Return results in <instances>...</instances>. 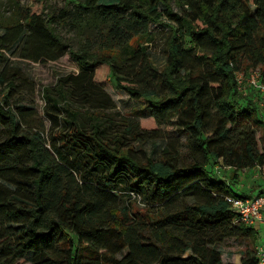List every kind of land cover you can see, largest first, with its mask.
Segmentation results:
<instances>
[{
    "label": "trees",
    "instance_id": "16d2710c",
    "mask_svg": "<svg viewBox=\"0 0 264 264\" xmlns=\"http://www.w3.org/2000/svg\"><path fill=\"white\" fill-rule=\"evenodd\" d=\"M162 19L173 27L158 68L144 43ZM0 29V59L13 49L78 65L43 87L41 117L12 104L20 67L0 70V264H224V237L256 241L233 223L212 166H264L261 109L235 80L264 76V0H67L56 14L14 4ZM110 81L138 104L132 115L110 113ZM171 122L184 139L158 157L130 142ZM241 264H257L255 252Z\"/></svg>",
    "mask_w": 264,
    "mask_h": 264
},
{
    "label": "rangeland",
    "instance_id": "374dc122",
    "mask_svg": "<svg viewBox=\"0 0 264 264\" xmlns=\"http://www.w3.org/2000/svg\"><path fill=\"white\" fill-rule=\"evenodd\" d=\"M66 2L67 0H37V2H34V0H0V22L7 23L10 21L14 4H19L22 9L32 7L38 12L44 11L49 14H56L57 11L66 4ZM172 27L173 24L166 19H162L161 22L149 24V30L153 33L154 38L151 42L144 44L148 46V52L150 54L152 63L158 68H161L166 61L168 47L167 41L170 29ZM1 32L2 30L0 29V33ZM61 33L65 36L69 35V33L64 30H61ZM5 65L19 66L22 75L25 76L27 80L26 83L21 85V92L18 93L17 97L12 102L14 108H17L19 105L34 108L40 117L42 113V107L44 105L43 87L54 86L58 76L69 72L78 71V65L68 54L61 56L54 62L36 63L20 59L13 49L7 51L4 57L0 59V70ZM258 68L261 72L263 71V67ZM104 90L110 96L112 102L115 105V108L110 109L109 111L116 119L119 120L120 117L132 115L134 107H136L138 104L133 101L127 93L118 90L112 81H110ZM246 90L252 92V96L250 95V97H252L255 101V104L258 105V100L255 93L248 88H246ZM4 94L5 91H2L0 86V96ZM85 120L84 124L87 126L88 122ZM44 124L45 128L47 129L48 121L45 119ZM161 128L162 134L160 137L154 140H148L141 144L134 142V140H131L130 142H132L136 150H138L140 147L145 150L149 156L158 157L161 149L166 143L169 142L170 139H178L180 142L184 139V136L176 130L174 122L162 125ZM255 139L259 149H262L264 144L263 128L258 127L256 129ZM137 154L139 157H142V154L139 151ZM226 178L231 184L236 185L239 184V180L241 179L243 181L242 191L248 194L256 195L259 190L258 187H260L259 182L251 179L247 172L241 171L239 175L237 174L235 176L231 174V172H227ZM189 200L191 201L192 198ZM135 207L141 208L143 210L142 207L144 206L143 204L136 203ZM257 235L258 237L253 243L248 238L227 236L224 237L220 242L216 243L214 247L221 252V260L224 264H241V259L243 258L246 250H253L256 253L257 246L264 238V231L262 229L258 230ZM189 253L190 251H187L185 255H188Z\"/></svg>",
    "mask_w": 264,
    "mask_h": 264
},
{
    "label": "built area",
    "instance_id": "2783aa9c",
    "mask_svg": "<svg viewBox=\"0 0 264 264\" xmlns=\"http://www.w3.org/2000/svg\"><path fill=\"white\" fill-rule=\"evenodd\" d=\"M235 80L239 92H246L248 91L246 88H248L255 93L264 119V77L262 72L259 68L247 73L237 71L235 72ZM212 168L220 178L225 180L231 190L229 194L225 195V200L234 213L233 223L245 225L257 232L260 229L264 231V166L254 165L250 168L236 169L233 166L223 164L222 160L219 159L214 162ZM241 171L247 172L248 175H252L258 180L260 187H258L259 190L256 195L242 191L243 181L241 179L236 185L231 184L226 178L227 172L239 175ZM255 255L257 264H264V238L257 246Z\"/></svg>",
    "mask_w": 264,
    "mask_h": 264
},
{
    "label": "crops",
    "instance_id": "0c3cea01",
    "mask_svg": "<svg viewBox=\"0 0 264 264\" xmlns=\"http://www.w3.org/2000/svg\"><path fill=\"white\" fill-rule=\"evenodd\" d=\"M248 176L251 177V179H254V181H258V180H256V178L254 176H252V175H248Z\"/></svg>",
    "mask_w": 264,
    "mask_h": 264
}]
</instances>
